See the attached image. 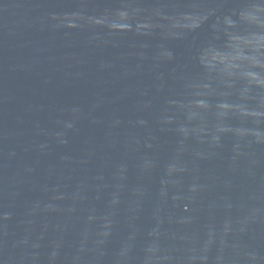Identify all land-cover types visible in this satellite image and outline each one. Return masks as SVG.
<instances>
[{
  "label": "water",
  "instance_id": "obj_1",
  "mask_svg": "<svg viewBox=\"0 0 264 264\" xmlns=\"http://www.w3.org/2000/svg\"><path fill=\"white\" fill-rule=\"evenodd\" d=\"M0 264H264V0H0Z\"/></svg>",
  "mask_w": 264,
  "mask_h": 264
}]
</instances>
